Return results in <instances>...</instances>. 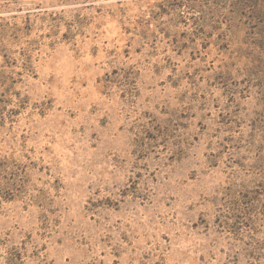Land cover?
I'll return each mask as SVG.
<instances>
[{"label":"rangeland","instance_id":"obj_1","mask_svg":"<svg viewBox=\"0 0 264 264\" xmlns=\"http://www.w3.org/2000/svg\"><path fill=\"white\" fill-rule=\"evenodd\" d=\"M0 264H264V0H0Z\"/></svg>","mask_w":264,"mask_h":264}]
</instances>
